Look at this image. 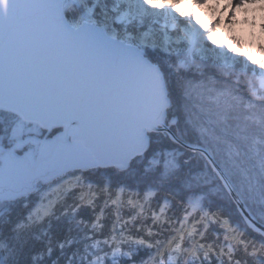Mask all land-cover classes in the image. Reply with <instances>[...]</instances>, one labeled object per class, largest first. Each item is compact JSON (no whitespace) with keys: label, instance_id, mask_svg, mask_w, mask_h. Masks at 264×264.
Masks as SVG:
<instances>
[{"label":"snow or ice","instance_id":"6c2138e0","mask_svg":"<svg viewBox=\"0 0 264 264\" xmlns=\"http://www.w3.org/2000/svg\"><path fill=\"white\" fill-rule=\"evenodd\" d=\"M205 2L0 0V264H264V61Z\"/></svg>","mask_w":264,"mask_h":264},{"label":"rangeland","instance_id":"374dc122","mask_svg":"<svg viewBox=\"0 0 264 264\" xmlns=\"http://www.w3.org/2000/svg\"><path fill=\"white\" fill-rule=\"evenodd\" d=\"M219 1L223 5L228 3V0ZM215 2L218 0H206L205 3L207 6H212ZM185 6V4L181 5V7ZM186 7L190 10L188 5ZM198 19L205 27L212 29L219 45L229 52L246 58L251 57L253 60L264 61V21L261 25L253 26L247 23L249 21H244L238 11L232 17L225 9L221 11L219 19L215 18V14L198 16ZM226 19L229 21L228 26L225 25ZM221 37L222 40H219Z\"/></svg>","mask_w":264,"mask_h":264},{"label":"bare ground","instance_id":"6f19581e","mask_svg":"<svg viewBox=\"0 0 264 264\" xmlns=\"http://www.w3.org/2000/svg\"><path fill=\"white\" fill-rule=\"evenodd\" d=\"M227 6L223 3L215 2L212 6H207L206 3L203 5L197 6L193 9L192 5L189 4L188 7L192 11H196L198 16H210L215 14V18L219 19L220 13L222 10L228 13L229 16L236 15L237 11L239 15L243 18L244 21L253 26L261 25L264 21V0H234L233 3H226ZM257 5V6H256ZM229 21L226 19V26H228Z\"/></svg>","mask_w":264,"mask_h":264},{"label":"trees","instance_id":"16d2710c","mask_svg":"<svg viewBox=\"0 0 264 264\" xmlns=\"http://www.w3.org/2000/svg\"><path fill=\"white\" fill-rule=\"evenodd\" d=\"M227 210V209H226ZM230 211V210H229ZM233 215L235 216V214L233 213ZM238 219V217H236Z\"/></svg>","mask_w":264,"mask_h":264}]
</instances>
